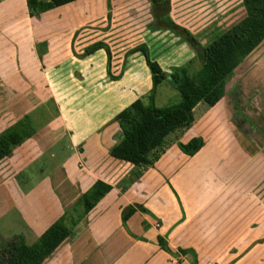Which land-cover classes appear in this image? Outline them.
Masks as SVG:
<instances>
[{
	"label": "rangeland",
	"instance_id": "rangeland-1",
	"mask_svg": "<svg viewBox=\"0 0 264 264\" xmlns=\"http://www.w3.org/2000/svg\"><path fill=\"white\" fill-rule=\"evenodd\" d=\"M76 7L86 8L87 21L78 27L72 41L73 47L81 51L84 46L82 44L104 40L112 52V72L120 68L124 52L129 47L145 42L150 56L162 61L165 71L172 72L171 64L176 63L186 66L188 73L192 74L200 65L197 45L209 43L246 13L243 0H110V7L107 0H79L65 7L67 10L63 8L64 12L59 16L70 13L72 23L73 9ZM19 26L21 35H26L24 23L21 22ZM4 33L6 37L11 35L9 31ZM103 49L107 62V52ZM133 53H129L126 59ZM63 54L64 50H61L60 57ZM138 55L143 56L137 52L133 57ZM105 70L110 78L106 66ZM64 73L60 70L59 76L52 75L56 87H63L68 95L64 100L48 95L42 81L34 83V75H0V130L23 113L29 112L34 125L41 128V133L49 126L56 137L49 147L37 144L45 143L47 139L39 136L35 142L34 138L27 137L14 147L9 156L0 160L1 240L22 233L26 242H33L38 221L49 225L59 216L61 206L66 210L74 203L76 197L69 202L61 194L60 172L57 168L76 151V145L87 150V154L82 153V159L89 160L88 154L91 151L88 148L92 142L91 139L78 137L82 131L85 133L92 129L102 141L98 140L103 147H111V140L105 134L112 129L110 125L115 121L114 117L101 123L102 118L110 112L108 96L100 100L98 96L89 95L88 90L87 94L77 90L73 83L62 82ZM60 81L62 84H59ZM90 81L88 75L87 87ZM230 82L235 87L227 91L219 102L221 113L217 107L212 109L201 101L194 108L195 123L166 136L168 145L171 140L178 144V141L187 142L191 135L199 136L203 141L200 150L195 155H177L167 165L169 173L167 177L164 176V183H152L158 196L150 201L158 207L160 212L155 215L164 225H171L170 218L176 214L175 206L162 190L163 184L170 186L169 177L178 183L191 212L206 195V178L223 181L225 192L229 189L233 197H252L251 200L246 198L228 204L227 213L215 212L207 220L205 209L193 214L191 223L184 228L187 233L183 234L182 242L187 247L193 243L200 249H208L199 252L190 247L193 259H196L198 252L203 253L207 259L216 253H231L246 240L250 242L249 248L264 242V39L234 69L226 80V86ZM236 96H241L238 105L242 106L243 113L249 117L252 125L246 126L238 121L239 113L236 114L235 104H232L234 101L231 100ZM179 100L178 90L168 81L164 80L157 86L154 100L157 105H168ZM65 110L69 116L76 117L75 131L73 126L68 128L57 121ZM56 121L59 123L51 126ZM38 135L34 134L35 137ZM217 157L223 160L214 161V166L208 168L213 175L209 173L204 177L207 170H202L204 163ZM142 173L143 169L134 165L125 179H122V185L127 186L133 176L140 177ZM143 208L152 213L148 208ZM61 247L62 242L54 254L58 255L57 260L65 262L67 252H61ZM52 257H46V260Z\"/></svg>",
	"mask_w": 264,
	"mask_h": 264
},
{
	"label": "crops",
	"instance_id": "crops-1",
	"mask_svg": "<svg viewBox=\"0 0 264 264\" xmlns=\"http://www.w3.org/2000/svg\"><path fill=\"white\" fill-rule=\"evenodd\" d=\"M77 1L79 0H72L40 14L30 15L26 0H0V75H34V83L42 81L48 95L64 100L68 95L62 89L63 87H56V83L52 79L53 74L59 76L60 70H63L65 73L62 82L73 83V85H76L77 90H83L85 94L88 90L89 95L98 96L100 100L101 97L107 95L110 102L107 105L111 108L109 109L110 112L102 118L101 123L111 117H114L115 120L111 122L110 127L112 129L105 134V137L111 140V147L109 145L103 147L98 141L100 139L96 136V132L92 129L84 131L85 133L81 130L82 133L78 137L91 139L92 142L88 148L91 151L88 154L89 160L82 159V153L87 154V150L76 145V151L65 158L57 168L60 172L58 177L60 178L61 194L69 202L74 201V197L77 199L96 179H102L110 183L112 187L78 221L73 227L70 237L62 241L61 252H67V260L65 262L57 260L58 255L54 254L55 249L48 256H53L52 259H45L42 264H194L190 251L184 253L179 250L180 247H187L182 242V236L187 233L184 228L191 223L193 214L205 209L207 210L205 213H208L207 220L214 216L215 212L227 213L228 204L246 198L251 200L252 197H245V195L233 197L229 193V189L227 193L225 192L223 181L206 178L204 180L207 188L206 195L199 204L195 205L194 211L191 212L188 201L178 183L169 177L170 186L163 184L162 190L176 208V214L170 218V224H175V226L164 225L156 217L155 214L160 211L150 201L158 196L155 191L156 187L152 183H164L163 178L164 176L167 177L169 173L167 165L175 160L177 155L181 156V153L184 152L177 143L171 140V143L159 153L153 165L136 164L135 159L132 157L135 154L136 137H139L142 148H146L151 131L165 121L181 117L182 112H172L164 119L148 118L136 131L122 139L121 128L115 117L122 108L150 89V71L144 56L133 57L137 53L135 52L127 57L125 68L119 78H108L105 70L106 56L103 48L96 49L95 52L85 58L74 54L72 51V41L75 39L73 35L76 29L85 25L87 21L86 8L76 7L73 9L75 12L72 23L70 13L59 15L67 10L65 7L73 5ZM21 22L24 23L26 35L20 33L21 27L19 24ZM5 31L11 33L10 38L5 36ZM61 50H64L62 57H60ZM158 62L162 68H165L162 61ZM174 65L176 63H172L171 67ZM119 69L113 72L117 73ZM88 75L91 81L87 87L86 77ZM200 80L198 79L196 82L198 83ZM62 82L60 81L59 84H62ZM233 85V82H230L227 86L225 84V93L230 91ZM222 97L210 108L215 109L217 107L216 109L221 113L219 102ZM201 101L198 98L190 105L193 113L194 108ZM64 107L68 108L67 106ZM67 113L69 112H66V110L62 111V115L58 117L57 121H60V124L67 125L68 128L73 126L75 131L74 122L76 117L69 116ZM239 115H243L246 120L251 122L243 112ZM15 121L16 119L13 120V122ZM57 121L51 126L59 123ZM13 122H10L9 125ZM194 123L193 121L192 125ZM40 130L41 128L37 127L34 134L38 133L39 135L35 137L33 134L30 137L34 138L35 142H37L38 139L36 138L39 136L47 139L45 143L37 142V144L49 147L56 140V137L51 133L53 129L48 126L44 132L41 133ZM94 134L95 136L92 138ZM193 136L196 135H191L189 139ZM100 138H104V136ZM184 154L189 156V154ZM216 160L221 161L223 158L208 159L204 163L202 170L207 169L204 172V177L209 173L213 175L211 169L208 168L214 166L213 162ZM134 165H138L139 168L143 169L142 175L136 178L133 176L127 186L126 184L122 185V179H125L129 169ZM159 198L163 199L160 196ZM178 202L181 205V210ZM130 204H142L152 213L138 206L123 224L122 210ZM63 211L64 208L61 206L59 215ZM203 222L205 221L203 220ZM35 226L38 227L34 234L37 237L48 225L38 221ZM159 236L167 241L172 252L167 251L159 244ZM188 246L187 248H196L200 250L199 252L208 250L206 248L200 249L193 243ZM249 246L250 242L246 240L241 242L233 252L228 254L216 253L210 255V259L205 258L203 253L198 252L196 263L264 264V257L262 256L264 242H259L250 248ZM243 252L246 253L243 254Z\"/></svg>",
	"mask_w": 264,
	"mask_h": 264
},
{
	"label": "trees",
	"instance_id": "trees-1",
	"mask_svg": "<svg viewBox=\"0 0 264 264\" xmlns=\"http://www.w3.org/2000/svg\"><path fill=\"white\" fill-rule=\"evenodd\" d=\"M72 0H26L30 15L40 14L48 9ZM110 7V0H107ZM245 15L205 45H197L199 67L192 74L184 65L172 66V72L165 71L160 63L150 56L145 42H139L124 52V60L117 73L111 70L112 52L104 40H96L83 46L81 51H72L78 56H85L98 48L107 52V73L110 78H119L125 68L126 56L129 53L141 52L150 71V89L137 97L129 105L122 108L115 119L121 128L122 139L136 131L148 118L164 119L170 113L181 111L182 116L165 121L154 128L148 136L146 148H142L139 137H136L135 154L132 156L136 164L152 165L159 153L168 145L166 136L175 130H183L192 125L194 113L191 108L198 98L208 106H212L225 94L227 78L240 62L264 39V0H243ZM78 28L74 32L75 38ZM201 78V80H200ZM200 80L198 83L197 80ZM168 81L180 94L176 103L159 106L155 103V92L162 81ZM34 125L30 113H24L15 122L0 131V160L9 156L14 147L34 134ZM199 136L191 137L187 142L178 141V146L186 154H194L202 146ZM112 185L102 179H96L89 188L83 191L69 208L52 221L33 242H26L22 233L12 238L0 239V264H42L58 245L70 237L73 227L88 211L111 189ZM140 206L130 204L123 208L121 218L126 219ZM142 209L143 206H142ZM159 244L172 252L167 241L159 236ZM181 252L190 251L180 247ZM194 264L196 259H193Z\"/></svg>",
	"mask_w": 264,
	"mask_h": 264
},
{
	"label": "flooded vegetation",
	"instance_id": "flooded-vegetation-1",
	"mask_svg": "<svg viewBox=\"0 0 264 264\" xmlns=\"http://www.w3.org/2000/svg\"><path fill=\"white\" fill-rule=\"evenodd\" d=\"M232 87H235V85H233ZM231 100H232V102L234 101L232 104H233V105L235 104V105H234L235 108H234V107H233V108L235 109L236 114H237V113L240 114L241 112H243L242 106H239V105H238V104H239V101L241 100V96H238V97L236 96V97H234L233 99L231 98Z\"/></svg>",
	"mask_w": 264,
	"mask_h": 264
},
{
	"label": "water",
	"instance_id": "water-1",
	"mask_svg": "<svg viewBox=\"0 0 264 264\" xmlns=\"http://www.w3.org/2000/svg\"><path fill=\"white\" fill-rule=\"evenodd\" d=\"M238 121L240 123L246 124L247 125H252L250 121L246 120V118L243 115H238Z\"/></svg>",
	"mask_w": 264,
	"mask_h": 264
}]
</instances>
